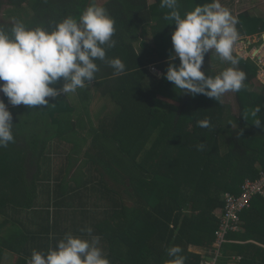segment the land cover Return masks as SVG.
<instances>
[{
    "label": "trees",
    "instance_id": "16d2710c",
    "mask_svg": "<svg viewBox=\"0 0 264 264\" xmlns=\"http://www.w3.org/2000/svg\"><path fill=\"white\" fill-rule=\"evenodd\" d=\"M88 3L89 0H0V25L15 23L2 18L5 5L6 12L18 14L16 22L51 29L65 17L78 19ZM96 3L107 8L116 21L117 45L107 55L119 57L126 71L116 74L109 65L97 61L100 70L92 86L67 98H48L55 104L45 109L12 106L0 92L15 125V142L0 148V164L21 161L5 175L2 173L6 169H0V204L17 211L35 208L38 179L44 173L47 180H56L47 187V217L51 208L67 206L74 209L67 233H72L73 226L105 227L99 232L93 230V235L99 238L98 246L111 264H172L167 251L177 245L182 249L184 264H200L209 258L208 253L200 254L191 248H214L224 212V192L238 194L246 178H256L264 169V85L260 91H253L260 67L234 48L239 61L236 67L247 76L244 88L236 93L237 110L228 100L217 102L203 94H179L180 90L176 92L172 83L163 78L173 51L171 33L176 25L163 19L169 10L160 7V0ZM204 3L179 0V11L183 15ZM238 18L242 37L261 38L264 4L241 12ZM175 63L179 65V58ZM217 63L223 69L230 66L216 56L211 58L209 52L202 71L218 74L221 69ZM62 84L63 80L56 87ZM257 107L260 111L253 116ZM204 119L210 120L209 128L198 126V121ZM257 120L262 126L255 124ZM153 135L150 147L157 150L145 165L142 153L144 156ZM66 148V156H55ZM56 160L62 167L55 172ZM71 171L76 174L71 175ZM168 180L173 187L166 183ZM156 187L165 195H155ZM81 193L91 198L78 202ZM90 203L95 206L92 212L88 211ZM262 205L264 196H256L241 212V220L247 218L253 206ZM7 208L0 210V216ZM255 220L264 225V212ZM77 234L74 236L89 238L81 230ZM258 238L264 241V237ZM249 246H256L253 256L250 251L245 253ZM3 252L0 247V259ZM221 252L218 264H228L234 256H241L244 264L249 256L264 262V248L253 244L228 241Z\"/></svg>",
    "mask_w": 264,
    "mask_h": 264
},
{
    "label": "clouds",
    "instance_id": "9594fccd",
    "mask_svg": "<svg viewBox=\"0 0 264 264\" xmlns=\"http://www.w3.org/2000/svg\"><path fill=\"white\" fill-rule=\"evenodd\" d=\"M160 7L169 10L163 19L176 25L171 33L173 51L168 56L163 76L174 90L193 97L203 94L217 102L226 93L240 92L247 76L236 67L239 61L233 54L239 38L238 21L221 0H210L183 15L179 11V0H160ZM115 33V19L96 0H89L78 19L65 17L51 29L27 27L22 22L0 25V82H3L0 92L12 106L45 109L55 104L48 98H67L79 89L92 86L100 70L97 61L109 65L116 74H123L126 64L119 57L107 55L117 45ZM209 52L211 58L216 56L230 66L216 75L202 71ZM177 58L179 65L175 63ZM251 58L259 65L260 72L264 64H259L256 56ZM61 80L62 86L56 87ZM259 111L257 107L252 115ZM12 121L8 104L0 99V148L15 142ZM255 124L262 126L259 120ZM198 126L209 128L210 120H200ZM203 147L201 144L200 148ZM81 231L89 238L66 233L47 252L33 250L28 264H111L98 246L99 238L93 235V229L88 227ZM181 252L178 245L168 249L172 264H184Z\"/></svg>",
    "mask_w": 264,
    "mask_h": 264
},
{
    "label": "crops",
    "instance_id": "0c3cea01",
    "mask_svg": "<svg viewBox=\"0 0 264 264\" xmlns=\"http://www.w3.org/2000/svg\"><path fill=\"white\" fill-rule=\"evenodd\" d=\"M260 39L263 40L262 38ZM83 148L85 149L86 147ZM67 151L69 150L66 148L63 152H60V154L55 156H57L58 158L61 157V155L66 156ZM221 151L224 152L223 148H221ZM20 164L21 161L19 160H13L0 164V169H6L2 173V175L9 173L8 171L12 167H18ZM44 167L46 169L45 165ZM38 180L41 183L42 189L48 187V183H44V181L47 180L44 177V173H41ZM53 180L54 182L52 180H49L51 186L56 182L54 178ZM88 198H91V196L89 197L88 194L81 193L80 195H78L76 200L78 202L85 203ZM47 202L48 200L44 204H41L39 207L33 209L31 212V216L29 217H26L25 214L20 213V211H17L12 207L7 206V208L0 205V210L2 208H7L5 212L2 213V216H0V219H2L0 225V239H2L0 240V247L4 249V252L2 253L0 259V264H28V260L31 258V253L33 250L47 252L49 249L54 248L57 241L62 239L64 235L71 229L70 221L74 217V209L67 206L61 207V209L56 210H53L51 208L50 215L49 217H47V211L49 210L46 208ZM89 208L90 210L88 211L92 212V210L95 209V206L90 203ZM249 212L251 213L250 215ZM249 212L246 213V216L247 218L250 217V220H248L247 218L242 219L240 231L234 232L233 237H230L229 241L242 245L253 244L264 248V241H261L258 238L264 237V225H262L261 223L258 224L255 220L256 217L264 212V206H253ZM76 219L78 222L81 220L79 214L76 216ZM245 221L252 224L250 226H247ZM80 230V226H73V235H79L77 234V232ZM93 230H96L95 232H99L106 229L105 227H99L96 225ZM10 245H14L15 248L11 249ZM249 247L250 249L246 250L245 253H249L248 251H250L249 254L253 256L252 253L257 252L255 249L256 246ZM191 249L194 252H199L200 254H205L209 251L207 249L196 246L192 247ZM261 255L264 256L263 253ZM251 256H249V258L245 260L246 264H264V262L261 263V261H259V257L258 259L252 260ZM228 264L244 263L241 256H234L231 260H229Z\"/></svg>",
    "mask_w": 264,
    "mask_h": 264
},
{
    "label": "rangeland",
    "instance_id": "374dc122",
    "mask_svg": "<svg viewBox=\"0 0 264 264\" xmlns=\"http://www.w3.org/2000/svg\"><path fill=\"white\" fill-rule=\"evenodd\" d=\"M150 1H153V0H150ZM199 1L200 0H198V2ZM204 1L207 3L209 0H204ZM221 3L224 7L228 8L231 11V13L236 17L237 21L239 22L238 16L241 12H243L247 9L256 8V6L260 3L264 4V0H221ZM6 8H7V6L5 5L3 7L2 14H1L2 18L5 21L16 22L19 19V17L17 16L18 14L16 12H15V14H17V15H15L14 13L6 12ZM257 11H259V13L263 12L262 9H258ZM237 29H238V26H237ZM261 37L263 39V42H260L261 39H260L259 35H253V36L251 35V36L242 37L239 33V38H238L236 44L234 45V48L236 49L238 54L244 58L256 56L257 59H259V60L264 59V57H263L264 56V36H261ZM260 56L263 58H261ZM216 65L218 67L220 66L219 69H221V71L224 70L221 66V63H217ZM153 71L156 72L157 70L153 69ZM263 85H264V67H262L261 71L259 72V81L256 82L255 86L253 87V91H260ZM222 99H223V101H227V100L230 101L232 103L234 109L235 110L238 109L237 102H236V93H233V92L226 93L222 97ZM154 139H155V135H153L151 137L148 144L145 146L146 150L144 152V156L142 153V157H144V159H145V165H149L148 163L150 161V158L152 157L153 153L157 150V149H155L153 151L150 147L152 145V142ZM223 150H224L223 153L227 152V150H225L224 148H223ZM60 167H62L61 163L60 162L58 163L56 160V166L55 165L53 166L55 172L58 171V169ZM75 174L76 173H73L71 171V175H75ZM161 179H163V178H161ZM52 181L54 182L53 179H52ZM44 183H49V180H45ZM166 183H168L171 187H173L172 183L169 180ZM39 184H40L38 186L39 198H38L37 205L35 206V208L39 207L41 204H44L49 198L48 189L46 187L42 189L40 181H39ZM167 189L171 190L172 193L176 194V190H172V188L169 189V187H167ZM159 191H160V189L158 187H156L155 195H157L159 197H162L165 195V194L160 193ZM35 208H32V209L26 208V209H23L22 211H20V213L25 214L26 217H29V216H31L32 210ZM1 220L2 219H0V225H1ZM0 232H1V227H0Z\"/></svg>",
    "mask_w": 264,
    "mask_h": 264
},
{
    "label": "built area",
    "instance_id": "2783aa9c",
    "mask_svg": "<svg viewBox=\"0 0 264 264\" xmlns=\"http://www.w3.org/2000/svg\"><path fill=\"white\" fill-rule=\"evenodd\" d=\"M258 63L262 65L264 60L260 59ZM258 195L264 196V169L260 170L258 177L246 178L238 194L224 192V212L215 233L214 248L207 252L209 258L203 259L200 264H218L221 249L229 241V234L241 229V212L250 207L252 200Z\"/></svg>",
    "mask_w": 264,
    "mask_h": 264
}]
</instances>
